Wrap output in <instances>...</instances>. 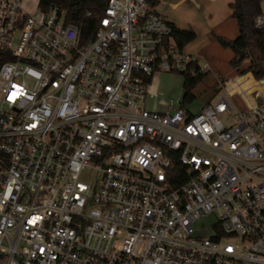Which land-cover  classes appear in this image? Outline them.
Here are the masks:
<instances>
[{
	"label": "built area",
	"instance_id": "1",
	"mask_svg": "<svg viewBox=\"0 0 264 264\" xmlns=\"http://www.w3.org/2000/svg\"><path fill=\"white\" fill-rule=\"evenodd\" d=\"M104 1L81 39L0 0V264H264V89L235 77L197 112L153 92L210 72L157 13L197 0Z\"/></svg>",
	"mask_w": 264,
	"mask_h": 264
},
{
	"label": "rangeland",
	"instance_id": "2",
	"mask_svg": "<svg viewBox=\"0 0 264 264\" xmlns=\"http://www.w3.org/2000/svg\"><path fill=\"white\" fill-rule=\"evenodd\" d=\"M23 8L28 12L38 11L37 2L39 0H24ZM168 4L178 0H165ZM233 0H197L199 8L190 2L180 3L175 9L170 6L165 10L160 6L157 13L161 18L173 24L177 29L193 31L196 39L187 44L183 53L197 60L199 65L207 62L210 65V72L203 78L199 85L192 91L195 100L191 103V109L197 112L207 101L215 102L222 95L223 90L220 85L225 81L235 77H240L237 71L230 65V60L235 54L221 48L214 39V36L224 37L233 40L237 37V27L235 21L230 17L231 10L229 4ZM264 11V4L261 3ZM250 59L242 62L239 70L246 69ZM182 76L177 73H159L152 81L151 90L161 94L165 98L182 97ZM156 102L157 100L154 99ZM239 106L237 99L231 103L232 108ZM151 106V104H150ZM230 123V120H226ZM211 223V220H208ZM207 222L199 221L197 227L206 225Z\"/></svg>",
	"mask_w": 264,
	"mask_h": 264
},
{
	"label": "trees",
	"instance_id": "3",
	"mask_svg": "<svg viewBox=\"0 0 264 264\" xmlns=\"http://www.w3.org/2000/svg\"><path fill=\"white\" fill-rule=\"evenodd\" d=\"M55 5L65 13V22L77 26L80 30L81 39H86L98 24L105 1L43 0L40 2L39 8L45 10ZM228 6L232 11L230 17L236 23L238 35L233 40L220 36H214V39L221 48L230 50L235 54L230 60V65L237 71L238 76L250 73L254 80H264V30L256 29L253 26V18L261 10L260 0H233ZM172 28V38L180 50H183L187 44L196 39V34L193 31L180 30L174 26ZM241 52L243 59L239 60ZM248 58L250 59L248 67L240 71L242 62ZM206 75L191 77L181 74L183 98L186 103H192L195 100L192 91ZM209 102L210 100L206 104Z\"/></svg>",
	"mask_w": 264,
	"mask_h": 264
},
{
	"label": "bare ground",
	"instance_id": "4",
	"mask_svg": "<svg viewBox=\"0 0 264 264\" xmlns=\"http://www.w3.org/2000/svg\"><path fill=\"white\" fill-rule=\"evenodd\" d=\"M240 83H242L243 86H248V88L255 89L258 88L259 90H263L264 87H259L255 83V80L251 77V75H246L242 77L240 80Z\"/></svg>",
	"mask_w": 264,
	"mask_h": 264
},
{
	"label": "water",
	"instance_id": "5",
	"mask_svg": "<svg viewBox=\"0 0 264 264\" xmlns=\"http://www.w3.org/2000/svg\"><path fill=\"white\" fill-rule=\"evenodd\" d=\"M243 59V53L241 52V54H240V56H239V60H242ZM260 81V83L262 84V85H264V80H259Z\"/></svg>",
	"mask_w": 264,
	"mask_h": 264
},
{
	"label": "crops",
	"instance_id": "6",
	"mask_svg": "<svg viewBox=\"0 0 264 264\" xmlns=\"http://www.w3.org/2000/svg\"><path fill=\"white\" fill-rule=\"evenodd\" d=\"M175 27V26H174ZM249 75H251L250 73H248ZM252 76V75H251Z\"/></svg>",
	"mask_w": 264,
	"mask_h": 264
}]
</instances>
